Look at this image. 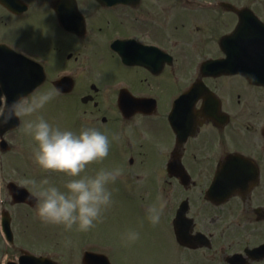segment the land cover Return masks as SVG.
Returning a JSON list of instances; mask_svg holds the SVG:
<instances>
[{"label":"flooded vegetation","instance_id":"flooded-vegetation-1","mask_svg":"<svg viewBox=\"0 0 264 264\" xmlns=\"http://www.w3.org/2000/svg\"><path fill=\"white\" fill-rule=\"evenodd\" d=\"M111 2L0 0V46L39 62L51 82L73 78V89L61 97L66 101L61 117L65 123L67 118L76 121L77 132L95 127L111 143L128 124L140 123L141 135L146 138L147 133L150 140L136 145L131 154L128 148L134 145H119L108 155L117 152L122 169L127 162L123 173L128 179L129 167L147 166L150 152L145 150H157L153 154L158 162L149 164L145 172L149 176L138 174L137 181L152 184L148 190L159 195L171 194L162 229L168 230L177 250L176 264H264V86L253 85L241 75L204 77L200 72L205 60L224 56L220 41L239 23L241 11H252L264 23V0ZM116 41H122L120 52L140 62L125 64L115 50ZM110 71L115 75L109 76ZM201 82L210 90L208 99L198 96L199 89L195 99L183 100L182 113L173 114L181 96ZM122 98L145 101L128 104L123 112ZM78 104L87 109L85 113L76 111ZM174 117L180 122L172 123ZM173 154L179 155L177 160ZM169 165H181L189 177L182 179L178 172L169 176ZM163 173L166 179L159 186L155 180ZM21 180L12 176L7 183ZM2 193L0 264L106 261L88 257L89 253L104 255L116 264L111 243L93 238L53 241L47 226L31 224L35 208L14 204L9 193ZM183 204L188 205L190 244L197 236L206 241L196 247L178 239L175 222ZM4 206L12 217L11 241L2 232Z\"/></svg>","mask_w":264,"mask_h":264},{"label":"clouds","instance_id":"clouds-1","mask_svg":"<svg viewBox=\"0 0 264 264\" xmlns=\"http://www.w3.org/2000/svg\"><path fill=\"white\" fill-rule=\"evenodd\" d=\"M58 94V89L46 92L36 89L11 103L6 94L0 95V127L18 118L21 130L35 142L34 163L45 171L69 177L63 189L47 179L39 183L34 179L20 181L21 187L31 186L30 198L36 199V216L45 224L62 225L65 230L76 226L78 231L86 232L101 220L102 211L111 205L112 192L108 185L114 183L123 170L101 168L94 175L86 174L88 165L108 156L109 136L95 127H83L79 132L61 129L37 115ZM127 132L130 134V129ZM113 139L119 140L120 136L114 135ZM158 147L163 150L162 146ZM170 199L171 194L168 198L158 195L155 203L146 209V219L153 226L160 222ZM121 239L126 243L134 242L139 239V233L129 230Z\"/></svg>","mask_w":264,"mask_h":264},{"label":"rangeland","instance_id":"rangeland-1","mask_svg":"<svg viewBox=\"0 0 264 264\" xmlns=\"http://www.w3.org/2000/svg\"><path fill=\"white\" fill-rule=\"evenodd\" d=\"M8 35L11 37H16V35L11 33ZM42 53L45 55V52ZM114 75V72H109V76ZM49 90H52V87L50 88L46 86L41 92H46ZM65 103V100L59 99L57 96H55V98L52 99L44 107V109L37 113V115L43 116L53 126H58L61 129L77 132V128L72 127L73 125L69 121L66 120L65 123L64 117H62L61 121L59 120L60 116L65 112ZM70 105L72 107V103H70ZM77 107L78 108L76 111L79 114L85 113L87 110L83 107V109L79 107V104ZM103 108H106V106ZM70 113H68L67 116H69ZM72 118L75 120L74 115ZM129 129L130 134L127 132ZM142 130L143 129L140 123L133 122L128 124L124 132L115 134L119 135L120 139H114V142L111 140L110 150L119 148V145L122 147L134 145V147L132 146V148H128L129 153L131 154L132 151L134 152L136 145L143 143L145 140H150V137L145 138L141 135ZM6 138L12 145V150L8 153H5L1 159L3 161L5 170L4 176H2V181L4 182L3 186L6 185L11 176L18 177L20 180L34 179L37 181V183L45 180L44 178H41L43 177L42 172H45V170L40 168L33 161V147L35 146V142L32 140V138L25 134L21 128L9 132ZM154 149L155 148L145 150L150 152L147 166L142 168V164L138 163L134 168H129L128 174L130 179H128L129 182H127V185L129 187L136 188L135 198L132 201H129L124 196H121V194L115 193L110 183L108 188L112 192V203L102 211L101 220L97 221L95 226L90 230L86 232L78 231L76 226H73L71 230H65L62 225L45 224L41 222V220L36 216L35 209L31 211L32 215L29 218L31 224L42 223L47 226L51 231L50 237L53 241L62 242V240L65 241L67 239V242H70L71 240L79 241L93 238L104 243H111L115 247L112 258L115 260L116 264H176L178 262L177 250L170 240L168 230L165 228L164 230L162 229L165 227L166 214H163L161 216L160 222L153 226L146 219V212L141 210V204L144 201H149L145 189H149L147 185H153L144 183V181L137 183V176L138 174L149 176L145 173L147 172L148 166H150L149 164L158 162V157L153 154L154 151L157 152V150ZM151 151L153 152L151 153ZM118 159L120 160V158H117L116 152H114V156L113 154H110V156L108 155V158L106 157L103 161L93 162L92 164L88 165L86 168V174L94 175L95 172L99 171L101 168L113 169V167L115 168V166L121 165V163L117 161ZM126 165L127 162H124L123 169L126 167ZM118 168L122 169V167ZM68 179L69 177L63 173L50 172L47 176V180L50 184L60 187L61 189H63V185ZM165 179V173H163L161 175V179L157 178L155 181L159 186H161ZM163 196L165 198L169 197L167 194H163ZM174 202H176V199ZM169 205L170 204L168 203V206ZM13 208L15 211L19 210L16 207ZM164 212L166 213V211ZM129 230L139 233V239L135 240L134 242L127 243L122 241V235L127 233Z\"/></svg>","mask_w":264,"mask_h":264}]
</instances>
